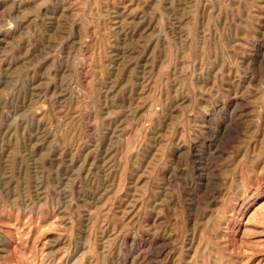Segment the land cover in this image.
I'll list each match as a JSON object with an SVG mask.
<instances>
[{
	"label": "rangeland",
	"instance_id": "obj_1",
	"mask_svg": "<svg viewBox=\"0 0 264 264\" xmlns=\"http://www.w3.org/2000/svg\"><path fill=\"white\" fill-rule=\"evenodd\" d=\"M0 264H264V0H0Z\"/></svg>",
	"mask_w": 264,
	"mask_h": 264
}]
</instances>
